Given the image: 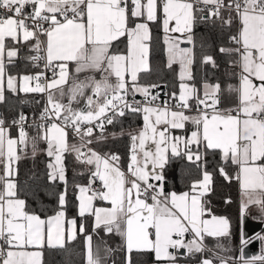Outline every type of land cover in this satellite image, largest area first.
<instances>
[{"label":"snow or ice","instance_id":"snow-or-ice-1","mask_svg":"<svg viewBox=\"0 0 264 264\" xmlns=\"http://www.w3.org/2000/svg\"><path fill=\"white\" fill-rule=\"evenodd\" d=\"M200 22L226 36L217 51L229 66L224 77L237 83L212 82L207 72L194 82ZM157 39L159 70L174 77L163 99L168 85L151 79ZM24 49L34 54L21 57ZM20 59L42 70L12 74ZM199 63L220 68L211 51ZM6 90L38 94L43 107L30 125L23 112L11 123L0 116V264H44L46 250L68 251L81 237L84 264H117V253L120 264H135L137 256L152 264H264V249L250 258L228 255L233 225L209 206L215 171L206 159L219 157V175L238 184L240 220L251 214L264 223V0H0V104ZM225 99L230 107H221ZM127 116L142 125L127 132L125 162L101 149L125 135ZM117 124L119 132H108ZM40 143L45 172L22 186L19 161L29 145L35 157ZM69 155L87 174L86 184L72 185V218ZM174 161L195 166L184 191L166 188ZM41 191L56 199L52 214L29 204ZM113 236L117 248L106 239ZM252 239L264 243V234L242 232L241 253Z\"/></svg>","mask_w":264,"mask_h":264},{"label":"trees","instance_id":"trees-1","mask_svg":"<svg viewBox=\"0 0 264 264\" xmlns=\"http://www.w3.org/2000/svg\"><path fill=\"white\" fill-rule=\"evenodd\" d=\"M196 43H197V59L193 64L192 71L195 76V83L197 86L202 82V78L207 72L208 79L215 82L217 77L221 79L222 82L226 81L228 83H237L234 79H226L224 77V72L227 67H229L224 58L220 57L218 54V47L221 43L226 42V36H221L219 33V28L213 27L211 24L197 23L194 29ZM154 38H159L162 33L157 28H153ZM201 45H204L202 48ZM202 51H211L216 54L217 61L220 64L218 70H214L211 66L207 68L202 67L199 63L200 53ZM27 49L22 50L21 57L31 55ZM163 52L159 47V41L156 40V48L153 55V66L158 69L156 73L153 74L152 80L160 82L162 84H167L168 87L164 88L161 92V98L163 99L164 92L170 91L173 86L174 77L171 73L167 72L166 69L160 71L163 67ZM37 70L26 60L20 59L15 67L11 68L12 74H28L35 72ZM238 70V69H237ZM7 97V103L0 104V116H18L20 112H23L27 117L37 118L39 116V111L43 107V101L38 94H24L20 93L18 96L10 92H5ZM25 101L20 103V101ZM41 100V103L37 105L34 101ZM231 104L227 99L223 102L221 107H229ZM140 123V117L127 116L122 118V126L124 129L134 127ZM121 125L117 124L115 127L109 126L108 132H117L120 130ZM127 145L128 136L118 137L116 139L110 138L102 147V151L105 152H116L121 155L122 159L127 161ZM207 168L208 171H215L214 175V185L213 191L208 194L207 199L210 201V207L214 214L223 215L228 217L232 221L233 225V240L230 247L233 249L229 255L238 258L241 250L239 247V230H240V211H239V187L238 184L233 180L232 182L226 181L222 176L219 175L217 169V161L219 157H213L212 155L207 156ZM48 161V157L44 154H36L33 157L32 154L25 155L18 164L19 167V181L22 186L25 184L31 185L32 181L29 179L34 174L38 176H43L45 172V165ZM67 164V178L69 181V206L67 215L69 217L77 216L75 208V200L72 194V185L74 183H87V174L84 173L82 166L76 163L73 156L69 155L66 159ZM233 177L235 172L232 167L227 169ZM197 175L195 166L188 165L187 161H174L168 170V182L166 185L167 190H175L177 192L186 190L185 185L190 184L191 179L195 178ZM226 200H230L231 203H226ZM29 204L32 209L39 212L42 216L46 210L48 214H52V210L56 207V199L54 196L46 195L43 191L39 193V200L32 199L29 197ZM78 222L79 218L77 217ZM89 230H91V221L89 220ZM103 235V233H101ZM96 238H94L95 240ZM108 244L113 248L119 246V237L107 238ZM83 237L69 245L68 251L60 250H46L44 253V264H84L83 255ZM117 264H120V254H116ZM152 257L150 256H137L135 257V263L150 262ZM111 264V261H109Z\"/></svg>","mask_w":264,"mask_h":264},{"label":"crops","instance_id":"crops-1","mask_svg":"<svg viewBox=\"0 0 264 264\" xmlns=\"http://www.w3.org/2000/svg\"><path fill=\"white\" fill-rule=\"evenodd\" d=\"M32 54H34V53H32ZM137 99H140V97H137ZM141 125H142V118H140V123L138 125H136L134 127H130V128L124 129L125 130V134H127L128 131H131L133 129L139 128ZM189 129H191V126H189ZM26 130L29 132V135L30 136H35L36 135V130L35 129L30 128V127H27ZM119 131L120 130H118L117 132H119ZM177 134H183V133L178 132ZM11 135L12 136H16L17 135V131H16L15 128H12L11 129ZM73 142H75V141H73ZM45 147H46V145H44L43 143H40L39 144L40 151H38L37 154H44V155H46L42 151ZM27 154H32L31 145H29V147L26 149V155ZM240 202H241V195H240V191H239V211H240ZM97 204H98V206H103V202H97ZM69 218H72V217H69ZM243 222L246 224V227L248 229V232H254V234L252 236H250V238L255 237V235L257 233L264 234V223H261L258 219L253 218V216L251 214L248 215L243 221L240 220V230H239V238H238V240H239L238 244H239V247L240 248H241V245H240V235L242 233V225H243ZM261 224H262V226H260ZM207 242H208L209 245H212L214 243V241H212L211 239H209ZM262 249H264V243H262L261 241H259V243H258V253L259 254L262 252ZM256 255H251L250 257L256 256ZM250 257H245V258H250ZM193 261H195V260L193 259ZM135 264H152V261H150V262L135 263Z\"/></svg>","mask_w":264,"mask_h":264},{"label":"water","instance_id":"water-1","mask_svg":"<svg viewBox=\"0 0 264 264\" xmlns=\"http://www.w3.org/2000/svg\"><path fill=\"white\" fill-rule=\"evenodd\" d=\"M260 226H262V224ZM242 232L246 235L247 238H250V236L254 234V232H248V229L244 222L242 225ZM258 243H259V240L252 239V242L243 248L242 254L245 257H250L251 255L258 254Z\"/></svg>","mask_w":264,"mask_h":264},{"label":"built area","instance_id":"built-area-1","mask_svg":"<svg viewBox=\"0 0 264 264\" xmlns=\"http://www.w3.org/2000/svg\"><path fill=\"white\" fill-rule=\"evenodd\" d=\"M4 118H6L7 119V121L9 122V123H11V120L14 118V117H16V116H3ZM38 118V117H37ZM37 118H33V117H28V124L30 125L32 122H33V120L34 119H37ZM13 128H15V127H13ZM26 128H27V125H26ZM241 255V252H240V254H239V256Z\"/></svg>","mask_w":264,"mask_h":264},{"label":"rangeland","instance_id":"rangeland-1","mask_svg":"<svg viewBox=\"0 0 264 264\" xmlns=\"http://www.w3.org/2000/svg\"><path fill=\"white\" fill-rule=\"evenodd\" d=\"M260 254H261V253H260ZM260 254L258 253L256 256H258V255H260ZM180 259H181V261L183 262V261H185L187 258L184 257V256H181ZM190 264H196V262L192 260V261L190 262Z\"/></svg>","mask_w":264,"mask_h":264}]
</instances>
